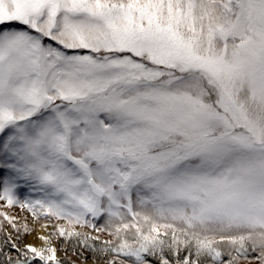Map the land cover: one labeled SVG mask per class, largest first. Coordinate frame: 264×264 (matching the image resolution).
<instances>
[{"label": "snow or ice", "instance_id": "1", "mask_svg": "<svg viewBox=\"0 0 264 264\" xmlns=\"http://www.w3.org/2000/svg\"><path fill=\"white\" fill-rule=\"evenodd\" d=\"M0 264H264V0H0Z\"/></svg>", "mask_w": 264, "mask_h": 264}, {"label": "rangeland", "instance_id": "2", "mask_svg": "<svg viewBox=\"0 0 264 264\" xmlns=\"http://www.w3.org/2000/svg\"><path fill=\"white\" fill-rule=\"evenodd\" d=\"M9 211L12 215L16 216L18 225H22L23 223L27 222L29 224V227L33 226V219L31 217V214L27 213L26 211H21L19 208H13ZM28 239L29 236L26 237L27 241Z\"/></svg>", "mask_w": 264, "mask_h": 264}, {"label": "bare ground", "instance_id": "3", "mask_svg": "<svg viewBox=\"0 0 264 264\" xmlns=\"http://www.w3.org/2000/svg\"><path fill=\"white\" fill-rule=\"evenodd\" d=\"M37 231H39V229H37ZM41 234H43V233H41ZM27 242L39 244V241L36 239L35 233H33L31 236H29V239Z\"/></svg>", "mask_w": 264, "mask_h": 264}]
</instances>
